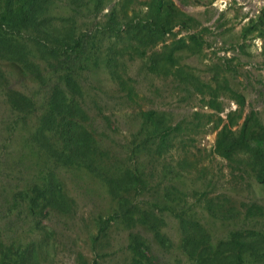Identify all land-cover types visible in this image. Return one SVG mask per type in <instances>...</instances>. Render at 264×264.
<instances>
[{"label":"rangeland","instance_id":"rangeland-1","mask_svg":"<svg viewBox=\"0 0 264 264\" xmlns=\"http://www.w3.org/2000/svg\"><path fill=\"white\" fill-rule=\"evenodd\" d=\"M146 1L81 0L73 5L53 0L48 15L57 24L63 18L72 19L77 34L88 42L95 33L92 59L80 76L87 127L108 153L107 165L116 174L130 170L138 178L127 197L138 209L135 217L144 212L154 216L162 242L148 226L139 222L127 226L119 221L104 237L95 239L94 219L116 211V201L100 177L69 167L60 174L64 193L72 201L67 212L26 216L18 202L11 214L12 196L0 202L6 244L19 250L38 241L35 264H129V235L136 233L145 240L156 264H196L181 249L180 217L197 220L213 245L235 231L264 235V187L255 179L249 155L238 153L227 161L213 149L217 117L224 118L235 109L228 95L218 93L223 111L215 113L206 106L207 97L189 83L148 72L147 58L133 52L117 55L115 64L117 72L134 87L132 99L110 77L105 62L108 42L96 31L112 11L121 23L126 17L142 18ZM173 1L195 18L198 23L190 32L200 33L205 41L199 53L177 52L179 63L210 85L216 67L224 64L230 88L244 95L247 110L253 109L264 126V7L256 4L258 0ZM0 68L13 88L24 93L36 88L34 79L18 65L0 61ZM4 107L0 96V127L6 117ZM146 113L151 117H145ZM168 127L175 129L163 141L161 134ZM5 135L0 131V148ZM5 147V170L21 183L28 180L25 167L34 166L26 152L24 157L22 152L18 155L20 140ZM248 208L260 212L247 214ZM252 255L245 264H264L263 249Z\"/></svg>","mask_w":264,"mask_h":264},{"label":"trees","instance_id":"trees-1","mask_svg":"<svg viewBox=\"0 0 264 264\" xmlns=\"http://www.w3.org/2000/svg\"><path fill=\"white\" fill-rule=\"evenodd\" d=\"M66 1L73 5L81 2ZM52 2L0 0V61L18 65L36 85L29 93L17 90L0 68V96L6 115L0 127V131L6 134L1 139L0 148V202L7 195L12 196L15 205L8 208L11 214L18 202L26 216H39L51 210L67 212L72 201L64 193L60 174L69 167H77L100 177L108 194L116 201V211L94 219L95 239L104 237L119 221L127 226L138 222L148 226L162 242L154 216L138 212L140 216L135 217L138 209L127 197L138 178L130 170L116 174L106 163L108 153L97 144L87 127L88 115L80 76L86 63L92 59L90 49L94 45L95 33L88 37L92 40L88 42L77 34L72 19L66 17L58 24L54 23L48 15ZM144 6L146 12L142 18L126 17L123 23L117 21L112 11L96 31L108 42L105 62L110 77L119 90L132 99L134 87L117 72L115 64L117 55L133 52L147 58L148 72L189 83L199 95L207 97L206 106L215 113L223 111L218 93H226L235 109L228 111L224 118L217 117L214 152L227 161L238 153L248 154L255 179L264 187V126L253 109L247 110L244 95L230 88L223 74L224 64L216 67L212 76L214 84L210 85L200 82L187 66L179 63L177 52L194 54L203 49L205 41L201 34L190 32L198 22L185 14L173 0H147ZM182 32L185 34L181 35ZM145 117H151V114L146 113ZM174 129L166 128L161 140L165 141ZM16 139L20 140V147L16 148L18 155L26 152L34 166V169L25 167L30 175L22 183L19 178L11 177L2 163L7 157L2 148L9 147ZM257 212H260L259 208L247 210V214ZM179 223L181 249L196 264H245L247 256L264 250L262 234L235 231L213 245L210 235L197 220L180 217ZM4 231L0 226V264H35L38 261V241L18 250L12 244H6ZM128 250L129 264H156L139 233L129 235Z\"/></svg>","mask_w":264,"mask_h":264},{"label":"built area","instance_id":"built-area-1","mask_svg":"<svg viewBox=\"0 0 264 264\" xmlns=\"http://www.w3.org/2000/svg\"><path fill=\"white\" fill-rule=\"evenodd\" d=\"M256 4L260 7H264V0H258Z\"/></svg>","mask_w":264,"mask_h":264},{"label":"crops","instance_id":"crops-1","mask_svg":"<svg viewBox=\"0 0 264 264\" xmlns=\"http://www.w3.org/2000/svg\"><path fill=\"white\" fill-rule=\"evenodd\" d=\"M242 1V0H241Z\"/></svg>","mask_w":264,"mask_h":264}]
</instances>
